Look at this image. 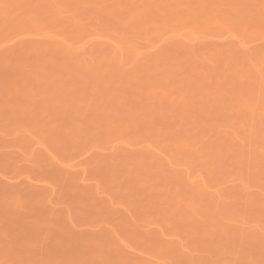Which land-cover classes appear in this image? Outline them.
<instances>
[{
    "label": "rangeland",
    "instance_id": "rangeland-1",
    "mask_svg": "<svg viewBox=\"0 0 264 264\" xmlns=\"http://www.w3.org/2000/svg\"><path fill=\"white\" fill-rule=\"evenodd\" d=\"M0 264H264V0H0Z\"/></svg>",
    "mask_w": 264,
    "mask_h": 264
}]
</instances>
